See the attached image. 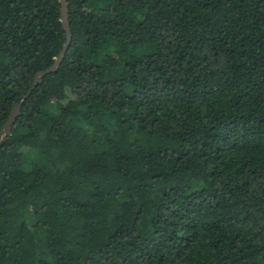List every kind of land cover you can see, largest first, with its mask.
Returning <instances> with one entry per match:
<instances>
[{"label":"trees","instance_id":"16d2710c","mask_svg":"<svg viewBox=\"0 0 264 264\" xmlns=\"http://www.w3.org/2000/svg\"><path fill=\"white\" fill-rule=\"evenodd\" d=\"M66 4L0 148V264H264V0ZM64 43L59 0H0V130Z\"/></svg>","mask_w":264,"mask_h":264},{"label":"water","instance_id":"95a60500","mask_svg":"<svg viewBox=\"0 0 264 264\" xmlns=\"http://www.w3.org/2000/svg\"><path fill=\"white\" fill-rule=\"evenodd\" d=\"M60 3V18H61V26L65 34V43L63 44V47L56 57L54 63L47 69L37 73L34 77L33 84L28 90V92L23 96L21 101L17 104H15L11 111L10 115L3 125V127L0 130V148L1 146L5 143V141L8 139V137L11 134L12 127L17 119V117L20 114V109L25 102V100L29 97L31 92L34 90V88L40 84L43 80V78L47 75L53 74L58 71L64 56L68 50V47L71 43V31H70V26H69V21H68V9H67V4L66 0H59Z\"/></svg>","mask_w":264,"mask_h":264}]
</instances>
